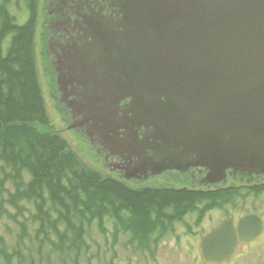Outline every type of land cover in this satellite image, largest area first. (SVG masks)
Returning <instances> with one entry per match:
<instances>
[{
	"label": "water",
	"instance_id": "95a60500",
	"mask_svg": "<svg viewBox=\"0 0 264 264\" xmlns=\"http://www.w3.org/2000/svg\"><path fill=\"white\" fill-rule=\"evenodd\" d=\"M111 2L115 17L77 13L85 44L52 66L69 129L133 159V177L264 176V0Z\"/></svg>",
	"mask_w": 264,
	"mask_h": 264
},
{
	"label": "rangeland",
	"instance_id": "374dc122",
	"mask_svg": "<svg viewBox=\"0 0 264 264\" xmlns=\"http://www.w3.org/2000/svg\"><path fill=\"white\" fill-rule=\"evenodd\" d=\"M4 1L0 0V5ZM92 1L97 9L91 4ZM103 2L109 6L111 0H8L6 8L17 25L30 23L33 28L32 36L28 38L32 56L30 65L40 88L49 127L46 129L32 125V128L39 133L49 131L57 134L65 142L66 151L73 154L79 170H91L103 177L122 179L119 173L107 166L105 153L97 151L103 147L102 144L98 142L99 145H92L79 129H69L70 110L65 109V102L61 100L64 93L55 88L54 77L58 74H54L52 67L59 62H67L75 54V49L85 44L78 27L80 18L77 13L84 14L91 8L101 16L111 15L105 8L99 9ZM52 24L55 26L53 29ZM9 46L10 38H7L3 46L4 54ZM74 119L79 120L80 116ZM9 172L10 169L0 162V181ZM205 176V172L167 171L139 181L125 182L135 189L150 187L205 192L238 188L242 195L222 208L207 211L201 219L198 217L199 210L188 213L182 220L170 225L166 223L164 228L158 227L143 240L134 239L132 234L124 233L119 226L120 230L116 231L114 221L109 218L103 222L105 232L101 231L97 222L90 226L84 224L85 234L83 244L80 245L79 241L71 238L72 233L67 224L59 221L56 205L46 200L44 210L48 216H38L34 200L21 195L31 181L30 174L22 170L18 173V179L7 178L3 187H0V246L9 258L5 260L0 253V264H264V190L258 194H247L248 187L264 186V176L246 178L228 175L225 181L211 185L202 182ZM17 181L18 199L15 198ZM45 198L48 199L47 196ZM201 208L202 205L198 206V209ZM250 215L261 220L256 235L237 238L233 249L222 259L206 261L203 258L201 242L204 237L226 220L237 225L240 219ZM77 221L73 222L75 226ZM52 226L66 236L65 246L57 244L59 238L54 234ZM43 230L47 236L42 233ZM140 242H143L144 247H139ZM72 243L77 247L70 248ZM53 244L58 247H53Z\"/></svg>",
	"mask_w": 264,
	"mask_h": 264
},
{
	"label": "trees",
	"instance_id": "16d2710c",
	"mask_svg": "<svg viewBox=\"0 0 264 264\" xmlns=\"http://www.w3.org/2000/svg\"><path fill=\"white\" fill-rule=\"evenodd\" d=\"M7 2L5 0L0 5V162L10 172L0 181V187L5 179H18L20 171H27L31 181L21 195L34 200L38 216H48L44 210L46 200L56 205L59 221L67 224L71 238L80 245L85 234L84 224L90 226L97 222L105 232L103 222L109 218L114 221L116 231L120 227L134 239L143 240L158 227L164 228L166 223L170 225L182 220L188 213L199 210L201 219L207 211L222 208L242 195L238 188L205 192L150 187L135 189L125 180L79 170L73 154L66 151L65 142L57 134L39 133L32 128V125L49 127L40 88L30 65L32 56L28 38H31L33 28L30 23L17 25L7 11ZM7 38H10V46L4 54ZM16 187L15 198L18 199V181ZM263 190L264 186H252L247 188V194H258ZM201 205L202 208L198 209ZM75 220H78L76 226L73 224ZM260 224L261 220L254 215L240 219L237 225L226 220L202 239L203 258L206 261L222 259L233 249L237 238L256 235ZM52 228L59 238L57 244L65 246L66 236L58 233L56 227ZM142 243H138L139 247H144ZM76 247L74 243L70 244V248ZM0 253L9 260L2 247Z\"/></svg>",
	"mask_w": 264,
	"mask_h": 264
},
{
	"label": "flooded vegetation",
	"instance_id": "af4514ba",
	"mask_svg": "<svg viewBox=\"0 0 264 264\" xmlns=\"http://www.w3.org/2000/svg\"><path fill=\"white\" fill-rule=\"evenodd\" d=\"M102 1H106V0H102ZM104 3L105 2H103L102 7H100L99 9L101 10V9H104L105 8L107 10V12L109 13V15L111 14V17H115L116 16V13L115 12L118 11V9H116L114 7H111L112 2L109 4V6H105ZM92 4L95 7V9L98 8L96 6V4L93 3V1H92ZM52 11H54V10H52ZM70 98H73V96L68 97V98L65 97V107H66L65 109H69L70 110L68 112L70 117H76L77 115H76L75 111L72 108H69ZM78 121L79 120H77V119H71L70 126H76V125H78ZM74 129H77L78 130L77 127H75ZM98 141L100 143L99 138L96 139V143L97 144H98ZM97 151H100L101 153H103V152L105 153V160L106 161L108 160L107 166H109V168H111L112 171H115L116 173H119V177L122 178L123 180H127V181L128 180L129 181H131V180H133V181H139V180H142V179H146L144 176H141L139 174H136L135 177L130 176L131 175V170H132V168L135 167V165L133 163L134 160L133 159H128V157L126 155L123 156L124 158L118 157V156L112 157V150H108L104 146L103 147L101 146L100 148H98ZM190 171H197L198 173H201V174L203 172H205V171L200 170V169H192ZM150 177H152L151 174H148L147 178H150Z\"/></svg>",
	"mask_w": 264,
	"mask_h": 264
}]
</instances>
